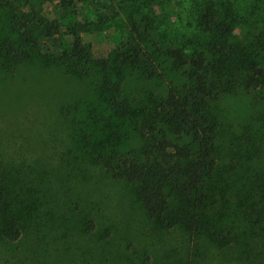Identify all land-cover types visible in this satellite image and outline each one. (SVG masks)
I'll return each mask as SVG.
<instances>
[{"label":"rangeland","instance_id":"obj_1","mask_svg":"<svg viewBox=\"0 0 264 264\" xmlns=\"http://www.w3.org/2000/svg\"><path fill=\"white\" fill-rule=\"evenodd\" d=\"M27 1L38 14L43 41L69 40L55 23L56 5L67 0ZM71 1L85 34L70 40H80L88 56L112 53L130 37L133 22L151 27V39L159 46L182 48L187 54L193 51L190 40L201 41L194 27L199 0ZM215 2L238 15L237 39L264 33V0ZM7 14L0 8V38L6 35ZM116 67L120 69H113L111 79H122L130 113L185 83L167 63L158 69L162 79L153 80ZM97 79L72 77L56 66L44 68L43 56L13 74L0 71V161L10 184L8 198L23 217L20 238L0 240V264H264V224L248 230L238 215L228 212L223 226L231 243L223 248L179 227L165 229L147 217L130 185L112 179L93 161L95 146L126 153L142 145L128 119H117L98 99ZM211 112L219 125L220 164L227 167L232 158L242 164L230 172L226 188L245 192L255 168L264 166V147L252 162L236 154L234 145L264 115V90L219 96ZM114 130L121 136L118 143Z\"/></svg>","mask_w":264,"mask_h":264},{"label":"trees","instance_id":"obj_2","mask_svg":"<svg viewBox=\"0 0 264 264\" xmlns=\"http://www.w3.org/2000/svg\"><path fill=\"white\" fill-rule=\"evenodd\" d=\"M30 3L0 0V8L8 13L6 35L0 38V71L13 74L43 56L44 68L56 66L72 77L96 76L98 99L117 119H128L142 145L126 153L105 152L95 146L90 155L112 179L133 188L150 220L165 229L179 227L209 237L220 248L231 243V233L223 226L228 212L238 215L248 230L264 224V169L260 171L264 166L255 168L248 190L228 192L225 180L242 164L234 158L227 167L220 164L219 125L211 112V103L219 96L239 89L264 90V33L237 39L240 22L234 9H219L215 0H199L194 27L201 41H189L190 54L182 48L159 46L151 39V27L133 22L128 39L120 41L112 53L96 58L82 52L80 40H70L84 33L74 1H60L55 7L58 30L69 38L60 41L42 40L38 14ZM166 63L181 73L185 83L170 87L165 97H153L148 105L130 113L122 79H111L113 69L120 65L141 72L147 80L162 79L158 69ZM255 122L258 125L247 126L234 145L236 154L252 162L264 147V115ZM112 137L117 143L121 139L117 130ZM9 195V180L0 161V240L15 242L22 234L23 217Z\"/></svg>","mask_w":264,"mask_h":264}]
</instances>
